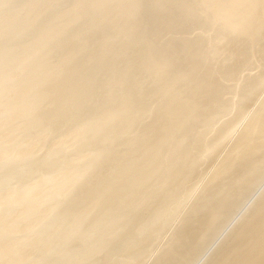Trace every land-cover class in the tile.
<instances>
[{
    "label": "bare ground",
    "instance_id": "obj_1",
    "mask_svg": "<svg viewBox=\"0 0 264 264\" xmlns=\"http://www.w3.org/2000/svg\"><path fill=\"white\" fill-rule=\"evenodd\" d=\"M11 1L14 0H0V6ZM34 1L41 4L46 12L51 11L55 3L64 4L66 0ZM164 1L153 0V4L162 5ZM28 2L29 0H21L22 4ZM146 2L150 3V0H76L72 9H60L50 13L45 23L51 24V28L44 29L38 37L27 43L24 38L32 32V19L19 18L17 13L8 19L0 18V81L12 73L6 83H1L0 96H6L22 87L21 73L16 74L15 71L22 67L26 72L32 73L31 67L38 47L47 43L53 44L55 49L50 52V57L56 63L49 67L46 73L33 72L32 83L40 82L44 77L55 76L52 72L56 68L63 71L60 74L63 81L50 84L51 93L61 104V114L68 110L78 113L87 110L92 113L91 126L96 132L93 147L100 143V137L113 138L117 133H124L125 130L118 132L113 124L125 122L131 126L136 120L132 114L134 107L148 106L150 94L155 87V82L148 74L152 67H159L167 75L166 86L171 90V96L164 101V106L145 127V137L135 143V151H149L146 158L129 162H126V157L123 158L116 178H100L96 191H93L95 196L90 200L85 199L86 196L78 197L72 200L67 208L60 207L55 196L51 195L52 189L55 185L65 189L70 183L67 174L54 173L39 185L41 192L37 193V200H29L24 190L35 185L26 186L22 173L19 174L17 190L6 198L0 197V264H24V258L28 254L44 248L49 250L53 236L60 242L66 241L68 235L76 233L74 230L82 226L79 234H74L76 239L72 241L73 251L90 237L97 238V244L95 247H82L79 264H121V260H129L131 263L134 260L140 261L137 258L145 251L149 236L160 226L162 218L181 203L173 205L169 202L168 196L171 194L184 193L170 184V180L185 171L193 160V152L202 150L201 143L204 140V134L191 136L190 126L194 123L202 124L206 127L202 132H206L209 131L207 128L211 129L215 123L200 120V114L206 107L196 103L199 89L225 81L232 74L230 60L233 56L226 60L215 56L210 65L196 64L191 60L184 62L182 53L168 54L165 58L160 49L152 47L148 60L139 59L140 37L137 33L140 26H130L126 18L132 19L139 13H149L142 10ZM216 2L219 3L220 9L215 10L213 15L221 22L217 38L240 40L243 51L249 48L248 40L251 43L257 42L258 46H261L260 50L264 51V43L260 38L264 32L263 0ZM180 3L185 4L183 16L191 20L185 21L190 25L199 23L197 8L208 4L205 0H172L170 8H179ZM240 8L245 9L240 12ZM70 14L73 20L70 19ZM87 17H90L89 21ZM98 20L103 21V24L92 30ZM73 33H76L75 40L82 43V47L77 51L72 50L74 39L71 40L70 36ZM128 51L137 59L134 70L129 65ZM182 62L188 65L180 64ZM132 75H135L140 85L129 90L125 88V84ZM98 86L103 89L101 95H96ZM134 96L136 100L132 101ZM45 97L40 94L33 101L28 98H22L19 102L13 101L12 108L1 115V125L13 118L20 122L23 119H31L33 128L40 125L42 119L29 108L40 105ZM260 113L263 123L258 134L262 138L249 141L251 148L244 154L247 157L258 153L264 142V108ZM49 115L50 113H47L44 119H49ZM229 126L218 132L219 135L217 134L207 151L218 147ZM19 145L16 142L12 148L0 149V165L6 153H12L16 162H21L26 156L33 154L31 148L21 150ZM177 148L180 151L178 157L173 154ZM94 166L95 163L90 162L78 168L80 177L71 184L74 190L78 191L82 187V179ZM6 183V177L0 175V188ZM226 192L227 186L216 184L207 195L201 197L190 211L184 226L182 225L170 242L176 245V251L164 260L159 258L157 264H186L180 257V251L190 252L193 245L195 250L191 251L192 256L200 252L206 243L208 248L198 255V260L203 255L205 258L203 262L198 261V264H264V197L247 210L238 229L227 232L228 225L233 221L228 219V213L235 203L228 202ZM112 194L117 195V198L108 199ZM103 200L108 201L109 205L102 206ZM51 203L58 206L54 217L57 220L68 217L67 221L62 223L53 235L38 233V236H34L37 234L31 231L39 218L33 216L48 209L47 206ZM91 204L96 207V212L81 215L80 210ZM154 206L156 210L152 208ZM193 225H197L204 235L198 244L189 233ZM218 231L217 238L211 239V235L217 234ZM40 244H43V247L39 246ZM65 244L66 242L61 245ZM61 257L62 261L57 264H64L68 258L66 247L61 248Z\"/></svg>",
    "mask_w": 264,
    "mask_h": 264
},
{
    "label": "rangeland",
    "instance_id": "obj_2",
    "mask_svg": "<svg viewBox=\"0 0 264 264\" xmlns=\"http://www.w3.org/2000/svg\"><path fill=\"white\" fill-rule=\"evenodd\" d=\"M75 1L66 0L64 4L60 5L55 3L51 7L53 8L51 11L44 12L42 5L35 3L34 0H29L27 4H22L21 0H14L0 6V18L8 19L12 14L17 13L19 18L32 19V32L24 38V42L27 43L38 37L44 29L51 28V24L45 23L50 13L60 9L70 10ZM205 1L208 4L197 8L196 14L200 18L197 24L190 25L185 22L191 21L183 16L185 4L180 3L179 8H170L172 0H165L162 5L158 6L153 4V0H150V3L146 2L142 9L149 11V13H139L132 19L126 18L130 26L136 24L140 26L137 35L140 37L138 58L141 60L149 59L152 47L160 49L165 58L168 57V54L182 53L184 62L191 60L196 64L206 63L210 65L215 56H219L223 60L230 59V56L233 58L230 60L232 74L225 81H219L217 85L215 83L212 87L202 86L199 89V97L196 103L206 107V110L200 114V120L215 123L211 129L207 128L209 131L206 130V132H202L206 128L202 124L194 123L190 126L191 136L204 134V140L201 143L202 150L193 152V160L185 171L170 180V184L184 193L171 194L168 196L169 202L173 205L181 203L162 218L160 226L156 228L157 231L155 230L156 232L154 231L149 236L145 251L137 258L140 261L134 260L131 263L129 260H121V264H157L159 258L164 260L165 257L174 253L176 245L170 243L173 236L180 231L195 204L200 201L202 196L207 195L211 187L216 184L227 186L226 198L228 197L227 200L230 204L235 203V206L228 213V219L233 221L231 225L229 224L230 226L228 225V228L226 226L227 232L238 229L247 210L264 197V142H262L258 153L251 157L244 155L251 148L250 140L262 138L258 131L263 123L260 112L264 108V51L263 49L260 50L261 46H258L257 42L251 43L248 40L249 48L247 51H243L240 40L218 39L221 22L213 15V12L220 9L219 3L216 2L217 0ZM244 9L240 8V12ZM262 10L264 13V0ZM70 19L73 20L72 14H70ZM89 20L90 17H87V21ZM102 24L103 21L98 20L96 27L92 30ZM70 28L73 29L71 26ZM75 38L76 33H73L70 36L71 40L74 39L73 51L82 47V43ZM260 38L261 42L264 43V32ZM54 49L55 47L51 43L38 47L39 54L37 53L32 64V73H46L49 67L56 63L50 57V52H53ZM127 57L131 69L134 70L137 59L131 51H128ZM184 62L180 64L188 65ZM62 72L61 69L56 68L52 72L55 73V76L44 77L40 82L32 83V73L19 67L15 73H21L24 81H21L22 87L9 92L6 96H0V149L12 148L18 142L20 144L19 149L31 148L33 150V154L26 156L21 162H16L12 153H6L3 157L0 175L6 177L7 183L0 188V197L2 198H6L17 190L16 185L20 180L18 176L21 173L26 186L35 185L30 186L26 191L24 190L29 200H37V193L41 192L39 185L47 181L51 173L56 175L67 174L70 185H67L65 189L55 185L51 194L55 196L60 207L67 208L71 201L78 197L86 196L84 198L87 200L94 197L96 185L100 178H116L120 161L123 158L126 157V162L140 161V159L146 158L149 152L135 151V143L140 138L145 137L147 133L145 127L164 106V101L171 96V90L166 86L167 75L159 67H152L148 71L150 79L155 82L148 106L145 108L134 107L132 114L136 120L133 124L128 126L125 122H115L113 126L118 129V132L125 130L124 133H117L113 138L100 137V143L95 147L92 146L96 135L95 129L91 126L92 113L87 110L79 113L68 110L61 114V104L51 93L50 84L61 83L63 81V76L60 75ZM11 75L12 73H9L4 76L0 85L3 81L6 83ZM139 85L135 75H132L125 84V88L130 90ZM102 93V87L98 86L96 95ZM40 94H44L46 99L40 105L29 108L32 113L42 119L40 125L33 128L31 119H23L20 122L17 121V118L1 125V115L12 108L13 101L19 102L22 98L33 101ZM135 100L136 97L134 96L132 101ZM47 113H50L49 119H44ZM230 124L234 126H229ZM226 126L229 128L222 135L218 147L207 151L214 138L217 134L219 135L218 132H222ZM113 150L115 151L110 153ZM179 152L177 148L173 154L178 157ZM90 162L95 163L94 168L82 179V187L80 186L78 191L74 190L71 184L80 177L77 172L78 168L86 166ZM91 192L94 194H87ZM116 198L117 195L115 194L108 197L110 200ZM107 205H109L108 201L103 200L102 206ZM47 207L48 209L41 214L37 212L33 216L39 218L33 224L31 231L37 234L34 236H38V233L53 235L60 225L67 221L68 217L60 220L54 217L58 211L57 204L51 203ZM152 208L156 210L155 206ZM95 212L96 207L93 204L80 210L81 215H91ZM82 229L83 226L75 229L74 232L76 233L74 234H79ZM199 229L197 225H193L189 229V233L195 238L196 244L204 236ZM74 234L68 235L66 241L62 242L53 236L49 250L44 248L28 254L24 258V264H57L62 261V247H66L68 253V258L64 264H79L81 262L80 254L83 251L82 247H95L97 238L86 239L83 244H80L81 247L73 251L72 241L76 239ZM218 235L219 231L217 234H212L211 239L217 238ZM64 242L66 244L62 246L61 244ZM39 246L43 247V244ZM200 247L201 245L198 251ZM191 248V251L195 250V246L192 245ZM207 248L208 244L206 243L200 252L192 256L190 255L191 251L186 250L188 253L185 250L184 252L180 251V257L186 264H198V261L201 262L202 260L203 262L205 258L203 255L202 259L198 260V255ZM116 254L118 255V252Z\"/></svg>",
    "mask_w": 264,
    "mask_h": 264
}]
</instances>
